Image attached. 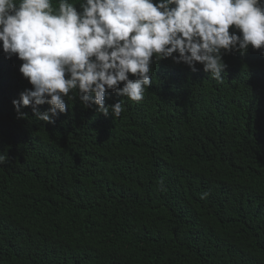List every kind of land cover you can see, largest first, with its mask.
<instances>
[{"label":"trees","instance_id":"obj_1","mask_svg":"<svg viewBox=\"0 0 264 264\" xmlns=\"http://www.w3.org/2000/svg\"><path fill=\"white\" fill-rule=\"evenodd\" d=\"M223 59L156 61L141 101L106 95L118 117L66 99L53 124L17 118L0 53V264H264V55Z\"/></svg>","mask_w":264,"mask_h":264},{"label":"clouds","instance_id":"obj_2","mask_svg":"<svg viewBox=\"0 0 264 264\" xmlns=\"http://www.w3.org/2000/svg\"><path fill=\"white\" fill-rule=\"evenodd\" d=\"M57 2L0 0V53L21 62L18 72L31 85L11 102L18 119L31 107L35 118L54 124L69 110L66 99L118 117L121 99L106 105V95L141 101L156 61L193 72L201 65L222 80L224 55L250 47L264 55V0Z\"/></svg>","mask_w":264,"mask_h":264}]
</instances>
